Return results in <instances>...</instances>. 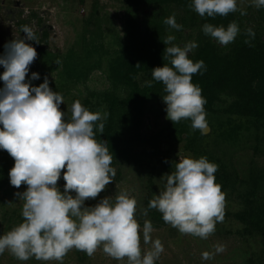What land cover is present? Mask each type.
Returning a JSON list of instances; mask_svg holds the SVG:
<instances>
[{
	"label": "clouds",
	"instance_id": "clouds-1",
	"mask_svg": "<svg viewBox=\"0 0 264 264\" xmlns=\"http://www.w3.org/2000/svg\"><path fill=\"white\" fill-rule=\"evenodd\" d=\"M250 2L257 9L264 7V0ZM189 7L201 17H226L237 11L242 16L247 14L244 8H238L237 0H192ZM163 22L171 29L183 27L174 14ZM21 31L24 37L7 42L0 56L4 69L0 73V149L14 160L8 173L10 184L17 189L22 184L27 187L22 193H15L17 200L23 201V220L0 235V254L7 250L19 261L35 258L63 264L73 248L91 257L102 246L103 252L117 261L155 264L164 251L163 244L152 238L153 226L145 220L142 239L150 247L142 253L141 225L135 218L137 201L127 191L115 195L114 200L106 196L94 206H84L85 200L95 199L116 174L107 141H98L94 132V127L99 133L104 132L103 121L108 113L89 111L75 101L71 119L66 122L65 112L59 107L64 103L63 96L49 87L47 77L38 86L26 81L37 52L25 41L39 43V39L28 25H22ZM202 31L227 46L240 28L235 21L226 28L205 23ZM244 35V43L253 46L254 30L246 28ZM175 39L168 35L163 40L169 45L164 49V58L171 66L154 67L151 75L164 85L166 118L173 124L190 120L192 129L203 133L208 127L206 101L192 77L205 65L202 60L193 62L189 58L198 47L195 41L181 47L173 43ZM31 79H39V74L33 72ZM146 83L152 86L151 81ZM62 170L63 192L57 187ZM217 170L218 165L204 156L181 158L175 170L166 175L164 190L149 200L148 209L158 210L163 221L181 234L207 239L225 215L226 195L215 182ZM148 209L142 214L146 216ZM223 251L225 246L217 243L214 252L204 251L201 258L211 260Z\"/></svg>",
	"mask_w": 264,
	"mask_h": 264
},
{
	"label": "trees",
	"instance_id": "trees-1",
	"mask_svg": "<svg viewBox=\"0 0 264 264\" xmlns=\"http://www.w3.org/2000/svg\"><path fill=\"white\" fill-rule=\"evenodd\" d=\"M118 1L124 5L126 12L123 37L114 51V57L107 64L111 90L102 94L89 93L81 103L89 111L95 112V108L101 107V112L108 113L107 119L103 121L104 132L99 133L94 127L95 138L107 141L109 153L113 157L111 166H118L116 173L120 171V165L147 169L149 191L154 174H170L175 170L172 152L182 142L185 157L198 159L204 156L209 162L218 165L214 174L215 182L224 191L236 174L228 168L222 157L224 154L216 156V150L207 148V143L203 145L207 134L192 129L190 120L174 124L169 121L163 130L164 134L146 122L149 114L156 119L166 109L162 100L166 95L164 85L153 80L151 73L154 67L163 64L171 66L170 61L164 58V49L169 45L163 43L170 27L163 21L176 14V22L193 33V41L198 45L189 58L193 62L202 60L205 65L193 75L192 82L199 86L206 101L204 111L207 125L215 133L213 147L220 143L227 148L238 146L242 142L240 134L244 130L249 133L251 127L257 132L264 131V7L257 9V24L251 25L245 22L247 19L241 17L239 11L226 17H201L189 7L192 0ZM138 8L143 10L142 17L137 14ZM231 21L238 24L240 33L227 46L218 45L202 31L205 23L226 28ZM249 27L255 32L251 47L244 43L247 38L244 30ZM26 43L31 44L36 52L42 51L39 43ZM79 70L72 63L64 66L67 79L73 82L86 77L84 70ZM142 77L147 80L141 83ZM148 81L152 82L151 87L147 86ZM49 87L54 89L53 85ZM118 90L121 94H117ZM92 98L94 103L91 102ZM65 121L70 120L66 118ZM252 140L254 144L251 148L254 151L264 150L260 134L256 133ZM249 183L251 189L238 194H242L248 205L242 211L230 215L244 225L243 232L264 238V193L259 194L257 191H264V167L261 173L251 174ZM26 187L22 184L23 191ZM148 210L153 219L164 222L160 212ZM22 220L23 217L19 216L15 225Z\"/></svg>",
	"mask_w": 264,
	"mask_h": 264
},
{
	"label": "rangeland",
	"instance_id": "rangeland-1",
	"mask_svg": "<svg viewBox=\"0 0 264 264\" xmlns=\"http://www.w3.org/2000/svg\"><path fill=\"white\" fill-rule=\"evenodd\" d=\"M237 6L245 9L247 14L241 17L247 19L245 21L247 24H257V8L251 5L250 0H237ZM136 11L141 17L143 16L141 8ZM125 12L124 5L118 0H0V56L4 54V46L7 42L24 37L25 34L21 31L22 25L32 27L42 51L37 52L36 59L29 66L27 82L32 86H38L47 77L49 85L54 86L52 90L63 96L64 103L59 107L65 112L64 118L70 120L73 102L82 103L83 98L89 93L102 94L111 90L110 80L107 77V64L114 57V51L123 37ZM167 32V36L176 37L173 43L178 46L182 47L185 43L193 41V33L188 29L169 28ZM212 41L220 45L213 38ZM57 60L59 63H56ZM70 63L80 68L79 71L84 70L86 77H82L78 82L67 79L64 66ZM3 71V66L0 65V73ZM33 72L39 74V79H31ZM146 80L147 78L142 77L140 81L142 83ZM1 87H3L2 80H0ZM117 94H121V91L118 90ZM91 102H95L94 98ZM101 110V107L94 109L95 112ZM147 119L146 122L151 123L153 129L163 134L166 124L170 121L166 118L165 110L158 118L155 119L149 114ZM245 131L240 134L242 142L230 148L221 143L216 144L217 147L214 148L212 143L215 137L214 131L208 126L207 131L204 132L207 137L203 145L207 143L208 145H205L207 148L216 150L218 152L216 156L224 154L222 157L226 160L228 168L234 170L233 174H236L229 187L223 191L226 195L224 220L222 223L217 222L215 232L207 239L181 234L171 225L153 219L149 210L146 216L142 214L143 210L148 209L149 200L164 190L167 175L164 172L154 174L152 189L149 191L147 169L138 170L133 165H120V171L115 174L114 180L95 199L85 200L84 206H94L106 196L114 200L115 195L127 191L137 201L135 218L141 225L142 253L150 247L143 244L142 239L145 220H149L153 226L152 238L160 239L163 244L164 251L155 264H263L264 238L251 232H243L244 225L230 215L232 212L242 211L248 205L242 194L241 196L238 194L251 189L249 183L251 174L261 173L264 167V150L254 151L251 148L254 144L252 137L256 133L263 138L262 144H264V131L257 132L253 127L248 130L249 133ZM181 146L182 142L177 144L175 151L172 152L176 163L185 157ZM13 165V158L5 150L0 149V235L11 230L19 216H22L23 201L17 200L15 196V193L23 192L22 185L19 189L14 188L10 184L8 175ZM117 168L118 166H115V172ZM63 171L57 182L61 192L65 184ZM257 191L259 194L264 193L261 190ZM70 194L75 195V193ZM217 243L223 244L225 251L215 254L211 260H203L201 253L214 252ZM0 264H59V262L37 261L35 258L19 261L6 250L0 254ZM63 264H127V261H117L107 256L101 246L91 257L73 248L64 257Z\"/></svg>",
	"mask_w": 264,
	"mask_h": 264
},
{
	"label": "water",
	"instance_id": "water-1",
	"mask_svg": "<svg viewBox=\"0 0 264 264\" xmlns=\"http://www.w3.org/2000/svg\"><path fill=\"white\" fill-rule=\"evenodd\" d=\"M206 131H207V129H206L204 132H206ZM163 146H164V148H166V147H167V146H166V144H164Z\"/></svg>",
	"mask_w": 264,
	"mask_h": 264
}]
</instances>
